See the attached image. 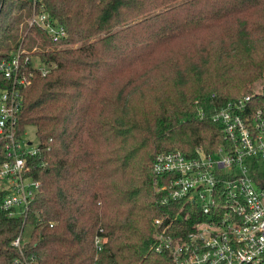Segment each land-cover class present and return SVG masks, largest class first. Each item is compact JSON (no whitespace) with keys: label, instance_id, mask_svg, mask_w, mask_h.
Returning a JSON list of instances; mask_svg holds the SVG:
<instances>
[{"label":"trees","instance_id":"trees-1","mask_svg":"<svg viewBox=\"0 0 264 264\" xmlns=\"http://www.w3.org/2000/svg\"><path fill=\"white\" fill-rule=\"evenodd\" d=\"M33 3L63 28L60 42L29 27ZM19 48L32 75L16 131L35 129L27 163L40 190L24 223L0 211V264L19 257L23 228L35 264H171L153 249V221L191 224L160 204L154 157L225 145L213 116L264 85V0H2L0 62Z\"/></svg>","mask_w":264,"mask_h":264},{"label":"built area","instance_id":"built-area-1","mask_svg":"<svg viewBox=\"0 0 264 264\" xmlns=\"http://www.w3.org/2000/svg\"><path fill=\"white\" fill-rule=\"evenodd\" d=\"M29 27L43 30L52 42L65 38L61 26L46 13L35 11ZM19 48L0 62V74L10 87L0 89V146L5 161L0 164V211L8 217L23 216L40 190L31 175L27 159L38 153L37 142L17 137V116L22 103L21 89L30 84ZM42 76L47 69L38 62ZM223 131L225 145L212 154L198 151L188 158L181 151L155 155L153 189L161 205L177 203L185 232L173 220L153 221L156 229L153 249L167 252L171 264H264V85L222 107L212 118ZM191 214L188 217L187 214ZM187 226V225H186ZM25 229L12 242L19 251L14 264H35L21 251ZM28 234V233H27ZM105 238L95 236L94 249L101 252Z\"/></svg>","mask_w":264,"mask_h":264},{"label":"rangeland","instance_id":"rangeland-1","mask_svg":"<svg viewBox=\"0 0 264 264\" xmlns=\"http://www.w3.org/2000/svg\"><path fill=\"white\" fill-rule=\"evenodd\" d=\"M36 50H37V48H36V46H34L33 51H36ZM260 87H261L260 85H257L256 88H258V90H259ZM24 140H25V142H31L32 144H36L37 139H36V136H35V129L33 127H27V128H25V131H24ZM28 231L29 230L26 228L25 229V232H24V236L27 235Z\"/></svg>","mask_w":264,"mask_h":264},{"label":"water","instance_id":"water-1","mask_svg":"<svg viewBox=\"0 0 264 264\" xmlns=\"http://www.w3.org/2000/svg\"><path fill=\"white\" fill-rule=\"evenodd\" d=\"M1 1H2V0H0V4H1Z\"/></svg>","mask_w":264,"mask_h":264}]
</instances>
